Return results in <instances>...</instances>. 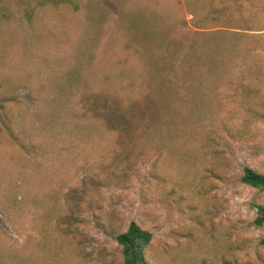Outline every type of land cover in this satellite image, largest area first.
<instances>
[{
	"label": "rangeland",
	"instance_id": "1",
	"mask_svg": "<svg viewBox=\"0 0 264 264\" xmlns=\"http://www.w3.org/2000/svg\"><path fill=\"white\" fill-rule=\"evenodd\" d=\"M191 18L185 0L0 2V264H122L132 222L149 264H264V192L239 181L264 173V51L221 61L199 113L125 86L187 45ZM67 113L77 138L56 133Z\"/></svg>",
	"mask_w": 264,
	"mask_h": 264
},
{
	"label": "trees",
	"instance_id": "2",
	"mask_svg": "<svg viewBox=\"0 0 264 264\" xmlns=\"http://www.w3.org/2000/svg\"><path fill=\"white\" fill-rule=\"evenodd\" d=\"M185 9L192 16L190 23L194 28L187 45L184 47L168 46L166 51H158L159 58L157 60L143 64L144 74L135 81L127 79L125 86L131 91L132 89L136 90L137 95L157 96L158 99H166L170 103V107L173 106L174 97L178 95L187 103L191 112L199 113L208 99V84L220 73L218 64L221 61L237 60V62H241L242 67L249 69V58L258 54L256 52L258 49L264 51V33H260L264 29L250 30L255 24L262 23L260 16L264 13V0H185ZM242 37L252 38L254 41L252 46L240 48ZM228 41L233 42V45H229ZM243 71H247V69L242 68L239 73L241 74ZM206 83L208 84L206 85ZM69 84L72 86V81ZM58 118L59 110L54 109L47 121L55 123ZM68 118L69 114L67 113L66 118H62V122L56 130L57 135L70 138L75 137L74 135L76 138L79 137L80 129L77 128H82L83 126L80 125L85 124L76 121L73 126L74 130H72L67 125ZM187 118H191V115H188ZM42 125L46 128L45 137L50 135L52 130L55 131L44 122ZM89 127L100 132L96 122H91ZM5 130L10 136L12 133L11 137L18 139L10 128ZM163 135L174 139H183L185 136L182 129L176 126L166 129ZM20 146L23 147L25 144L20 142ZM38 151L40 158L43 159L45 151L42 149ZM239 181L259 192H264V173L245 166L242 168ZM253 205L255 217L252 225L263 228L264 205ZM151 240L152 234L149 231L141 229L134 222L130 223L125 232L115 237V241L121 249L122 264H149L144 251ZM259 244L264 246V235Z\"/></svg>",
	"mask_w": 264,
	"mask_h": 264
}]
</instances>
